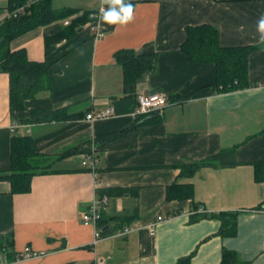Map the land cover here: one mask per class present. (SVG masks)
<instances>
[{
	"label": "crops",
	"instance_id": "0c3cea01",
	"mask_svg": "<svg viewBox=\"0 0 264 264\" xmlns=\"http://www.w3.org/2000/svg\"><path fill=\"white\" fill-rule=\"evenodd\" d=\"M131 3L135 19L126 27L103 25L105 34L97 38L96 21L88 20L47 53L46 36L102 6V0H52L55 9L79 12L11 41V49H26L29 59L52 62L54 72L50 88L14 117L10 76L0 69V264H175L188 255L192 264H220L224 248L248 264H264V209H258L264 181L255 180L254 165L264 161V45L257 44L256 32L264 0ZM8 5L0 0V19ZM201 24L218 29L221 46H257L248 56L254 86L219 93L213 86L215 64L187 59L181 48L186 29ZM120 50L153 54V69L131 90L115 57ZM141 93L162 94L167 105L135 118ZM109 107L110 117H86ZM35 109L76 117L21 121ZM21 135L32 137L35 162L49 171L33 176L30 191L13 192L1 176L11 170L12 139ZM228 151L234 165L183 171ZM92 152L96 164H84V155ZM174 183L178 196L169 198ZM108 189L123 192L104 194L109 198L100 225L104 238L92 245L95 228L82 222L83 214L98 191ZM222 211L238 212L236 235H221L217 218L193 220L202 212ZM159 216L165 220L152 233ZM130 226L138 229L117 235ZM26 246L45 255L13 263Z\"/></svg>",
	"mask_w": 264,
	"mask_h": 264
},
{
	"label": "trees",
	"instance_id": "16d2710c",
	"mask_svg": "<svg viewBox=\"0 0 264 264\" xmlns=\"http://www.w3.org/2000/svg\"><path fill=\"white\" fill-rule=\"evenodd\" d=\"M30 1L9 0L8 9L15 10ZM76 12L78 13L79 10L55 9L52 0H32L24 13L11 16L0 22V69L10 76V110L14 117L25 109L26 102L29 99L50 88L54 70L52 62L48 60L36 61L29 59L24 48L12 50L10 47L11 41L38 26L65 19ZM92 12L95 11H84L82 16L73 19L59 34L46 36V52H51L56 44L64 38L71 37L80 23L92 20L90 17ZM186 33V39L181 46L183 53L190 62L215 64L216 81L213 86L217 92L234 91L255 85L248 76V56L257 46H221L219 31L210 24L188 26ZM115 57L124 68V82L127 90H131L136 82L154 67L153 54L138 53L134 50H120ZM75 117L76 115H70L65 110L35 109L30 119L21 121H64ZM37 156L38 152L34 147V140L31 136L13 137L11 170L1 176L11 182L13 192L30 191L33 176L49 171V169L42 168L35 162ZM231 158V151L222 152L202 162L187 167L183 166V171L192 174L205 165H234L236 162ZM254 165L255 180L264 181V161H258ZM175 186L178 185L174 183L169 187V198L178 196L174 192ZM98 192L100 196H103L104 194L120 195L123 191L108 189L99 190ZM184 192L186 195L190 194V190ZM194 208L198 207L195 206ZM258 209H264V204L259 206ZM205 215L221 221V235L234 236L237 234V211H222L211 214L202 212L200 215H194L193 220H198ZM102 222H105L103 216L100 225ZM1 245L0 249H2ZM191 257V255L184 256L175 264H192ZM220 264L248 263L242 260L236 251L224 248Z\"/></svg>",
	"mask_w": 264,
	"mask_h": 264
},
{
	"label": "built area",
	"instance_id": "2783aa9c",
	"mask_svg": "<svg viewBox=\"0 0 264 264\" xmlns=\"http://www.w3.org/2000/svg\"><path fill=\"white\" fill-rule=\"evenodd\" d=\"M32 1V0H31ZM31 1L24 5L16 8L15 10H7L6 14L0 19V22L5 20L6 18H9L11 16H18L22 13H24L27 8L29 7ZM90 17L92 20L96 21L95 30H96V37L101 38L104 36V30L102 29V26L99 25V10H96L95 12H92L90 14ZM69 21L66 20V24H68ZM167 105V98L166 96L159 94V93H141L138 96V104L132 115L137 118L139 116H144L146 114L151 113L152 111L162 108ZM114 114V109L112 107L107 108L104 111H100L98 113L90 112L87 114V119L89 120H95L99 118H106L110 117ZM17 125L14 124V127ZM84 164H91L94 166L97 162V156L94 152L90 154H86ZM108 196H100L98 198H95L91 205L88 207V209L83 214L82 222L87 226H93L95 228L94 231V238L92 240V245H96L100 240L104 238L103 231L100 227V220L103 216L104 210L108 206ZM203 211V209H202ZM165 218L163 216H159L158 220L155 224H153L150 227V231L153 233L155 232V227L157 224L163 222ZM138 227L136 226H130L125 227L124 229L120 230L117 235H126L134 230H137ZM45 255V252H39L34 249H32L30 246H26L22 251L19 252L17 255L15 261L24 260V259H31V258H37ZM7 264V263H6ZM97 264V263H96Z\"/></svg>",
	"mask_w": 264,
	"mask_h": 264
},
{
	"label": "clouds",
	"instance_id": "9594fccd",
	"mask_svg": "<svg viewBox=\"0 0 264 264\" xmlns=\"http://www.w3.org/2000/svg\"><path fill=\"white\" fill-rule=\"evenodd\" d=\"M106 5L107 7H104ZM135 5L131 0H102L99 9V25L126 27L135 19ZM256 32L258 33V45H264V13L256 21Z\"/></svg>",
	"mask_w": 264,
	"mask_h": 264
}]
</instances>
